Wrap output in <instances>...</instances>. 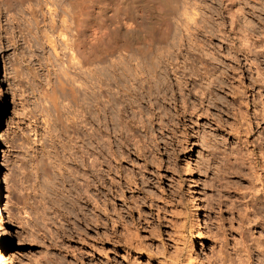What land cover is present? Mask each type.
Here are the masks:
<instances>
[{
  "label": "rangeland",
  "instance_id": "374dc122",
  "mask_svg": "<svg viewBox=\"0 0 264 264\" xmlns=\"http://www.w3.org/2000/svg\"><path fill=\"white\" fill-rule=\"evenodd\" d=\"M1 2L4 192L14 234L0 223V248L6 230L13 264H257L258 251L264 262V47L254 65L238 53V77L218 100H192L184 116L93 117L84 91L75 104L59 93L49 100L46 90L66 73L65 51L57 59L42 47L25 4ZM253 6L263 43L264 4ZM195 207L201 228L189 222Z\"/></svg>",
  "mask_w": 264,
  "mask_h": 264
},
{
  "label": "bare ground",
  "instance_id": "6f19581e",
  "mask_svg": "<svg viewBox=\"0 0 264 264\" xmlns=\"http://www.w3.org/2000/svg\"><path fill=\"white\" fill-rule=\"evenodd\" d=\"M2 2L8 5L7 9L25 4L28 10L24 7L23 10L28 12L42 38V47H49L54 57H59V51H65L60 57L65 55L68 62L65 64V59L63 67L61 62L57 66L66 73L62 74L64 79L57 78L56 84L50 87L52 94L46 88L49 100L57 99L59 93L75 104L79 101V92L84 91L90 100V103L86 100L88 114L93 117L109 116L112 111L119 116H184L192 111V100L208 104L218 100V89L238 77V53L246 63L253 64L255 50L264 47V42L255 39L256 27L250 21L253 5L263 7V0ZM8 94L9 88L1 73L0 223L10 230L11 202L4 192L7 156L2 123L8 112ZM85 97H80L83 103ZM83 111L78 110L81 114L86 112ZM189 222L194 228L206 223L198 207L192 210ZM10 231L14 234V230ZM10 236L5 230L0 248L4 264L17 260ZM194 238L187 247L190 259L196 252ZM259 255L258 251L257 264H264Z\"/></svg>",
  "mask_w": 264,
  "mask_h": 264
}]
</instances>
